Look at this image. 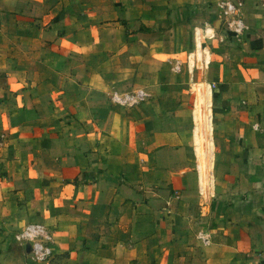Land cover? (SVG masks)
I'll return each instance as SVG.
<instances>
[{"label": "crops", "instance_id": "1", "mask_svg": "<svg viewBox=\"0 0 264 264\" xmlns=\"http://www.w3.org/2000/svg\"><path fill=\"white\" fill-rule=\"evenodd\" d=\"M236 3L238 34L218 0H0V264H264V0Z\"/></svg>", "mask_w": 264, "mask_h": 264}, {"label": "built area", "instance_id": "2", "mask_svg": "<svg viewBox=\"0 0 264 264\" xmlns=\"http://www.w3.org/2000/svg\"><path fill=\"white\" fill-rule=\"evenodd\" d=\"M237 0H218V6L221 10V18L224 21V28L233 34H238L241 31V24L236 19L238 6ZM139 98L142 93H139ZM122 101V99H120ZM43 231L38 226L28 228L21 236L23 238H32L34 236H41ZM33 255L36 260H43L50 255V252L45 249L41 244L35 243L33 245Z\"/></svg>", "mask_w": 264, "mask_h": 264}, {"label": "rangeland", "instance_id": "3", "mask_svg": "<svg viewBox=\"0 0 264 264\" xmlns=\"http://www.w3.org/2000/svg\"><path fill=\"white\" fill-rule=\"evenodd\" d=\"M199 46V45H198ZM198 53H199V51L196 53V56L200 59V57L202 56V54H201V56L199 57V55H198ZM193 57V56H192ZM202 89L203 90H205V88L204 87H202V86H200L199 87V89H198V99H199V96H200V92L202 91ZM198 104H199V101L197 100V103H196V107H195V114H196V121H197V118H198V114H199V108H198ZM207 115H208V113H207ZM211 125V123H210V118L207 116V118H205L203 121H201V120H199L198 119V121H197V127H198V129L200 130V132H201V130H202V128L205 126V127H207V126H210ZM199 135V137H201L202 135L201 134H198ZM21 235V234H20ZM32 243V242H31ZM28 245V244H27ZM33 245L34 244H32L30 247V249H31V252H32V254H31V261H32V263L33 264H45L44 262L47 260L48 262H49V260H51V258L52 257H50L51 255H49V256H47L45 259H43V260H35V256L33 255ZM32 255H33V257H32ZM34 258V259H33ZM41 261H43V262H41Z\"/></svg>", "mask_w": 264, "mask_h": 264}]
</instances>
